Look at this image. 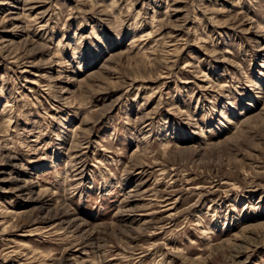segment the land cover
I'll return each mask as SVG.
<instances>
[{
  "label": "rangeland",
  "instance_id": "rangeland-1",
  "mask_svg": "<svg viewBox=\"0 0 264 264\" xmlns=\"http://www.w3.org/2000/svg\"><path fill=\"white\" fill-rule=\"evenodd\" d=\"M0 264H264V0H0Z\"/></svg>",
  "mask_w": 264,
  "mask_h": 264
},
{
  "label": "bare ground",
  "instance_id": "bare-ground-1",
  "mask_svg": "<svg viewBox=\"0 0 264 264\" xmlns=\"http://www.w3.org/2000/svg\"><path fill=\"white\" fill-rule=\"evenodd\" d=\"M14 29H15V28H14ZM130 200H131V197L128 198V199L125 201V203L127 204L126 206H129V205H128V202H131ZM126 209H127V208H126ZM129 211H130V210H129ZM125 212H126V211H125ZM122 215H123V214H122ZM74 222H75V221H74ZM67 224H68V223H67ZM77 246H78V245H77Z\"/></svg>",
  "mask_w": 264,
  "mask_h": 264
}]
</instances>
